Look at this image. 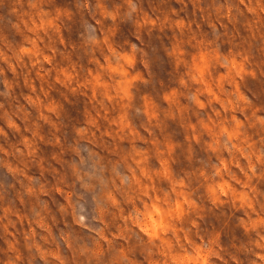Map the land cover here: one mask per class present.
<instances>
[{
    "label": "rangeland",
    "instance_id": "1",
    "mask_svg": "<svg viewBox=\"0 0 264 264\" xmlns=\"http://www.w3.org/2000/svg\"><path fill=\"white\" fill-rule=\"evenodd\" d=\"M132 3L0 0V264H264V0Z\"/></svg>",
    "mask_w": 264,
    "mask_h": 264
},
{
    "label": "clouds",
    "instance_id": "2",
    "mask_svg": "<svg viewBox=\"0 0 264 264\" xmlns=\"http://www.w3.org/2000/svg\"><path fill=\"white\" fill-rule=\"evenodd\" d=\"M128 3L131 5L132 11H136V5L132 3V0H128ZM130 15V14H129ZM133 50L135 51V45H133ZM84 218L80 217V223H83Z\"/></svg>",
    "mask_w": 264,
    "mask_h": 264
}]
</instances>
